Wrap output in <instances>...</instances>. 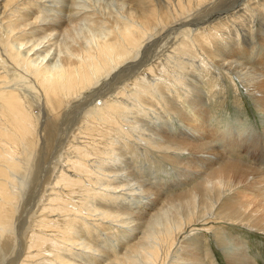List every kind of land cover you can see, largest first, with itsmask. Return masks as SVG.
Returning <instances> with one entry per match:
<instances>
[{
    "label": "bare ground",
    "instance_id": "6f19581e",
    "mask_svg": "<svg viewBox=\"0 0 264 264\" xmlns=\"http://www.w3.org/2000/svg\"><path fill=\"white\" fill-rule=\"evenodd\" d=\"M212 72L264 122V0H0V264H258L225 228L264 234V129L172 122Z\"/></svg>",
    "mask_w": 264,
    "mask_h": 264
},
{
    "label": "rangeland",
    "instance_id": "374dc122",
    "mask_svg": "<svg viewBox=\"0 0 264 264\" xmlns=\"http://www.w3.org/2000/svg\"><path fill=\"white\" fill-rule=\"evenodd\" d=\"M242 3H240L238 5L244 6L245 2L243 3L244 5ZM132 6H133V4H132ZM259 26L260 25L257 24V27H259ZM92 28L97 30L98 33H103V29L100 27H98V29H97V26L96 27L93 26V27H91V29ZM259 30H260V27L256 31L255 35L253 36V40L257 45L260 44V42H259L260 41ZM245 33L246 32H244V34L241 33V35L238 33L237 37L240 36L239 39L240 40L242 39L241 41H244L246 39L244 37L246 35ZM173 37H174V35L172 36L171 40L168 43L173 42L172 41ZM244 50H246V49H244ZM259 55H262V53H259ZM52 66H54V63ZM204 71H206V70H204ZM206 72L208 73V71H206ZM207 78L209 79L208 84H210L212 86L215 85V81H219L220 87H219L218 92L216 93L217 96L215 97L216 98L215 102L220 106V108H222L225 111H222L220 114H218L216 119L214 121H212L213 123L211 122L208 127L205 125V127H206L205 128L202 125V123L195 121L197 115H201V114L197 113L200 110L198 108H195L194 106L187 109L186 106L183 104L181 106V109L186 110L185 111L186 117L182 116L181 113H176V115H172V120H173L172 122H173L175 129L176 128L177 129H183L182 131L185 132L186 130L187 131L193 130L192 126L195 124H198L199 129L195 132V135L197 136L201 133L205 138L204 141H202L204 144H209V143L215 144L216 143L215 141H213V138L211 137V135H212V133H215L219 129V127H221V126L227 125L226 128L237 129L236 128V121L240 120V119H244V120L248 121V122H246V124L248 123L249 126L252 125V126H250L249 129H251V131H253V133H255V131L258 132V131H262L264 129V127H263L264 122L261 123L262 115H260V112L258 111V109L255 108L256 106H255L254 102L248 96V94L245 92V90H243L241 88V91L238 92V88L232 79H229L226 76L221 77V78H217L216 74L214 72H212V74H210ZM215 109L218 110L217 107ZM181 116L183 117V119H181ZM190 119H191V121H190ZM221 122H222V124L219 125ZM217 123H219V124H217ZM222 129H223V127H222ZM186 157L187 156H183L184 159H187ZM193 162L196 163L194 168L197 170L194 171L192 169V176L193 175L197 176L196 173L201 172L200 170H202V168L199 165L201 163L198 162V158H194ZM155 166L157 168H160V169L163 168V165H156L155 164ZM173 171L174 170H172V169L166 168L164 173H161V174L157 173V175L155 173V179H157V178L162 179L163 178L165 180V182L169 183L171 186H174L177 183H181L180 181H182V180H177L176 176H174L175 173ZM210 172H211V169L209 167V170L206 173H210ZM176 174H177V172H176ZM172 176H174V177H172ZM172 192H174V191H171V193ZM216 229L219 230L220 228H216ZM225 229H226V233L230 234L231 236H237V237L240 236V237H238L240 239L242 236V239L245 240L246 244L248 245L250 254L254 257L255 262L258 264H264V234L263 233L253 231L251 229H247V228L240 227V226H228ZM203 234H207V239H209V243L211 244V247H212V249H213V251H214V253L218 259V263L219 264H226V260L222 254V250L215 243L213 235L210 232H204Z\"/></svg>",
    "mask_w": 264,
    "mask_h": 264
}]
</instances>
